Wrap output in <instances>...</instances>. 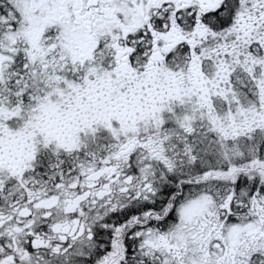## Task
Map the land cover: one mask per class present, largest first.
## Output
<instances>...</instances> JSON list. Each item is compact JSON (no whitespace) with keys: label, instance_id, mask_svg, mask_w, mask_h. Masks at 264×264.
Wrapping results in <instances>:
<instances>
[{"label":"snow or ice","instance_id":"obj_1","mask_svg":"<svg viewBox=\"0 0 264 264\" xmlns=\"http://www.w3.org/2000/svg\"><path fill=\"white\" fill-rule=\"evenodd\" d=\"M0 264H264V0H0Z\"/></svg>","mask_w":264,"mask_h":264}]
</instances>
